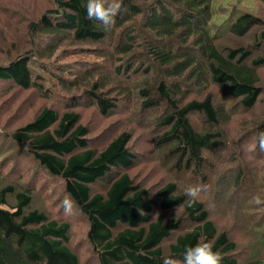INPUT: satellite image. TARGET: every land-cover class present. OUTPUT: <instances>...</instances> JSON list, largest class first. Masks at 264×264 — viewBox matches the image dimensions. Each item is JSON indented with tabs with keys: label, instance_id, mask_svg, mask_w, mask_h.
<instances>
[{
	"label": "trees",
	"instance_id": "1",
	"mask_svg": "<svg viewBox=\"0 0 264 264\" xmlns=\"http://www.w3.org/2000/svg\"><path fill=\"white\" fill-rule=\"evenodd\" d=\"M212 1L120 0L106 31L87 17L86 0H53L5 51L2 93L15 87L55 99L10 136L63 179L88 222L87 240L100 264H162L164 257L183 264L185 248L204 241L219 252V264H264V199L236 196L225 206L245 209L247 228L238 235L216 200L244 193L249 184L264 186L262 171L250 172L234 158L238 153L226 160L221 155L236 141L227 126L254 109L264 92V56L234 46L228 35L245 37L262 21L250 12H230L215 28ZM67 42L86 47L69 50ZM73 53L93 58L66 63ZM84 97L86 102L78 100ZM84 103L102 116L119 108L135 117L143 116L136 109L150 110L147 122L158 129L153 162L165 174L154 186L136 182L131 172L139 154L132 129L101 147L91 145V130L76 111ZM236 124L239 134L251 128L259 135L264 111ZM225 166L232 171L226 174ZM188 183L202 189L192 202L184 192ZM35 196L0 173V264H81L71 223L33 205ZM231 215L232 226L244 221L239 212Z\"/></svg>",
	"mask_w": 264,
	"mask_h": 264
},
{
	"label": "rangeland",
	"instance_id": "2",
	"mask_svg": "<svg viewBox=\"0 0 264 264\" xmlns=\"http://www.w3.org/2000/svg\"><path fill=\"white\" fill-rule=\"evenodd\" d=\"M53 0H0V64L5 62V51L13 48L16 43L19 42V37L22 35L23 29L27 26V22L33 18H38L46 9L51 7ZM212 5L215 7V28L221 23L223 17H228L230 12H250L261 19V23L254 26L252 30L242 38H236L228 35L232 40L231 44L234 46H246L252 51V56L261 55L264 56V40L262 41V34L264 33V0H213ZM10 35L13 37L10 38ZM228 38V39H229ZM259 44H255V43ZM69 50H73L78 47H86L84 44H76L71 46L70 42L66 43ZM92 57L91 55L87 54ZM82 55L73 56L66 60V63L86 59ZM60 59H58V62ZM85 65L80 62V65ZM72 65V64H68ZM77 66V67H79ZM259 68L261 74V80L264 83V64ZM3 84L0 83V173L7 176L10 180L17 185H22L26 188H30L36 193V201L33 205H41L46 209L53 217H57L62 220L69 221L71 223V245L76 248L81 257V264H100L96 254L93 252L92 246L87 240L88 222L86 218L79 213L77 207L73 204V210L71 214H66L63 211L61 201L65 197H69L65 191V184L60 177L50 174L39 162L28 152L27 147L21 146L19 143L14 142L10 136V133L14 131L18 126L26 123L28 120L41 109V106L52 105L55 103V99L46 100L39 96L37 92L31 90H19L12 88L7 93H2L1 89ZM218 94L219 90L214 91ZM69 100V98H68ZM79 101L86 102L85 97L79 98ZM63 104V102H61ZM85 104V103H84ZM58 108H63L60 104H54ZM86 107L79 106L76 108L81 114V120L84 124H87L91 130L90 135L93 137L91 145L101 147L108 142L109 138L115 133L128 128L133 130V142L136 150L139 153L137 156V163L134 169L131 171L134 179L138 183H142L143 186H154L155 183L165 174L156 167L157 162L154 155L156 154L153 149L157 142L156 133L158 129L153 130L151 123L147 122V117H152L149 114L150 110L140 111L136 109L135 112L142 114L143 116L135 117L133 111L118 109L110 116H102L93 105L85 104ZM264 111V92L260 96L254 109L250 110L248 114L242 113L237 115V120L232 122L227 131L230 137H233L236 141L232 143V147L229 148V153L221 154L223 158L229 159L228 156H238L234 158L241 159L246 162L250 168V172L255 170L262 171L264 175V150H261L258 146V140L253 141L259 135L252 133V129L249 128L245 133H237V121L243 122L249 115L250 117H258L260 112ZM150 115V116H149ZM192 122L198 127V119L193 115L191 116ZM139 120V121H138ZM139 123H136V122ZM151 125V126H150ZM150 126V127H149ZM253 124H248V127ZM155 135V137H154ZM221 160V159H220ZM216 161V164L220 165L223 161ZM231 169V170H230ZM223 171L228 174L232 171V168L228 166L223 167ZM258 173V172H257ZM261 176V173H259ZM254 181V180H253ZM227 182V180H226ZM255 184H249L247 188L250 190L246 192H236L233 194H223V198H217V205L219 203L224 204L223 208L230 219V229L238 235L247 228L246 217L244 208L240 209H228L227 205L234 204L236 196L243 198L248 195H256V198L264 199V186L260 187ZM192 185L188 183V186ZM245 187V185H243ZM202 196L203 194H199ZM217 196V195H216ZM236 203V202H235ZM222 206V205H220ZM256 213L263 212L262 208H256ZM231 212H239L244 221H234ZM256 215V214H254ZM224 224L225 223H221ZM232 227V228H231Z\"/></svg>",
	"mask_w": 264,
	"mask_h": 264
},
{
	"label": "clouds",
	"instance_id": "3",
	"mask_svg": "<svg viewBox=\"0 0 264 264\" xmlns=\"http://www.w3.org/2000/svg\"><path fill=\"white\" fill-rule=\"evenodd\" d=\"M86 15L89 19L99 21L104 30H109L120 8V0H86ZM258 146L264 150V131L258 136ZM202 191L199 185H189L184 189L189 202L194 201ZM62 208L66 214H71L74 201L70 197H65L62 201ZM220 255L214 251L212 244L204 241L186 247L183 253V264H219ZM162 264H179L172 257H164Z\"/></svg>",
	"mask_w": 264,
	"mask_h": 264
}]
</instances>
